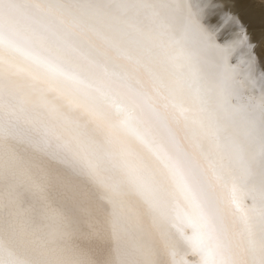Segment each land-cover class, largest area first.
<instances>
[{"label": "snow or ice", "instance_id": "snow-or-ice-1", "mask_svg": "<svg viewBox=\"0 0 264 264\" xmlns=\"http://www.w3.org/2000/svg\"><path fill=\"white\" fill-rule=\"evenodd\" d=\"M257 12L0 0V143L54 165L0 153V264H264Z\"/></svg>", "mask_w": 264, "mask_h": 264}, {"label": "bare ground", "instance_id": "bare-ground-1", "mask_svg": "<svg viewBox=\"0 0 264 264\" xmlns=\"http://www.w3.org/2000/svg\"><path fill=\"white\" fill-rule=\"evenodd\" d=\"M241 21L248 27L249 34L257 42L264 41V21H262L260 14L244 13L241 16ZM61 142L60 138L53 137L49 143L51 145L48 151H56L58 144ZM0 153L7 156L10 153H14L22 160L36 170H53L54 165L49 157L44 152H38L33 150L29 145L18 143L16 141H5L0 143Z\"/></svg>", "mask_w": 264, "mask_h": 264}]
</instances>
